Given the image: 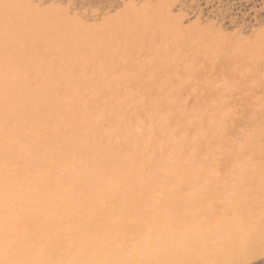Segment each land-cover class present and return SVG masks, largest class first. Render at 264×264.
Returning a JSON list of instances; mask_svg holds the SVG:
<instances>
[{"label": "rangeland", "instance_id": "rangeland-1", "mask_svg": "<svg viewBox=\"0 0 264 264\" xmlns=\"http://www.w3.org/2000/svg\"><path fill=\"white\" fill-rule=\"evenodd\" d=\"M32 233L54 264H264V0L0 7V264Z\"/></svg>", "mask_w": 264, "mask_h": 264}, {"label": "bare ground", "instance_id": "bare-ground-1", "mask_svg": "<svg viewBox=\"0 0 264 264\" xmlns=\"http://www.w3.org/2000/svg\"><path fill=\"white\" fill-rule=\"evenodd\" d=\"M18 0H0V7L1 8H9L12 7L13 5L16 4ZM96 3H102L103 0H95ZM220 1V0H219ZM219 4V3H218ZM232 4V3H231ZM204 9V8H203ZM229 11V10H228ZM224 217V216H223ZM32 219L34 218V216L31 217ZM36 218V217H35ZM163 219V218H162ZM161 219V220H162ZM159 222V221H158ZM167 222V221H166ZM225 224V223H224ZM186 225V223H185ZM161 226V225H160ZM177 226V225H176ZM172 228L174 229V226H172ZM179 228V227H178ZM184 229V228H183ZM216 230V229H215ZM184 232V231H183ZM186 232V231H185ZM184 232V233H185ZM197 232V230H196ZM179 232H177L178 234ZM202 233V232H201ZM172 234V233H171ZM180 234V233H179ZM178 234V235H179ZM189 234V232H188ZM192 235V234H191ZM200 235V234H199ZM153 236V235H152ZM155 237V235H154ZM166 238V237H165ZM164 238V240H165ZM207 238V237H206ZM179 239V238H178ZM205 239V238H204ZM97 239L94 238L93 236H83L82 234H79L76 238V240L74 241V244L71 245L68 250L67 253L70 255H77L76 259H80L82 258V251L83 250H87L88 248H92V246L94 245L93 243L96 241ZM155 240V239H154ZM177 240V239H176ZM192 240V239H191ZM161 241V240H160ZM165 241H168V238H166ZM186 241V238H185ZM202 241V240H201ZM157 242V241H156ZM236 242V241H235ZM49 241L47 239H45L44 236H40V235H36L35 233H32L29 237L26 238L25 243L23 244V247H20L18 252L14 251L13 253H10V255H8V258H10L12 264H28L29 261L36 255V251H41L43 253V256L41 258H39V260L41 259V262L39 264H54V254H50V248L46 247V244H48ZM179 243V242H178ZM191 243V242H190ZM115 244V243H114ZM149 244V243H148ZM203 244V243H202ZM155 245V244H153ZM204 245V244H203ZM237 245V244H236ZM151 246V245H150ZM191 246V245H190ZM188 246H186L187 248ZM196 247V246H195ZM151 248V247H150ZM202 248V247H201ZM201 248H195L193 250V254H198L199 252H201ZM178 249V248H177ZM203 249L205 250V248L203 247ZM17 250V249H16ZM114 250V249H113ZM188 250V249H186ZM248 250V249H247ZM254 250V249H252ZM262 250V249H261ZM109 251V250H108ZM115 251V250H114ZM176 251V250H175ZM189 251V250H188ZM149 252V251H148ZM232 252V251H231ZM254 252V251H253ZM112 253V252H111ZM120 253V252H119ZM161 253V252H160ZM263 253V252H262ZM196 254V255H197ZM204 254V253H203ZM168 254H166L167 257ZM175 255V254H174ZM201 255V254H200ZM230 255V254H229ZM232 258L233 259H244V255H243V250L242 247L240 246V244H238L236 246V248L233 250L232 252ZM252 253L248 254V256H251ZM134 256V255H133ZM215 257V256H214ZM215 258H212L210 256H208L206 259H204L203 264H211L213 262ZM219 259V258H218ZM246 259V258H245ZM163 260V259H162ZM230 260V259H228ZM218 261V260H217ZM249 261V260H248ZM223 264H232V263H226V259L225 257L222 259ZM230 262V261H229ZM240 262V261H239ZM247 262V261H246ZM235 263V262H234ZM74 264V263H73ZM240 264V263H239Z\"/></svg>", "mask_w": 264, "mask_h": 264}]
</instances>
